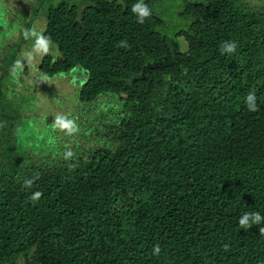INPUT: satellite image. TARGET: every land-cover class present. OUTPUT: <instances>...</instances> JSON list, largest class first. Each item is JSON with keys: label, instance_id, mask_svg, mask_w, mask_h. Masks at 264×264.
Returning <instances> with one entry per match:
<instances>
[{"label": "trees", "instance_id": "1", "mask_svg": "<svg viewBox=\"0 0 264 264\" xmlns=\"http://www.w3.org/2000/svg\"><path fill=\"white\" fill-rule=\"evenodd\" d=\"M135 2L0 0V264H264V0Z\"/></svg>", "mask_w": 264, "mask_h": 264}, {"label": "clouds", "instance_id": "2", "mask_svg": "<svg viewBox=\"0 0 264 264\" xmlns=\"http://www.w3.org/2000/svg\"><path fill=\"white\" fill-rule=\"evenodd\" d=\"M131 11L133 14H135L137 22L140 24L145 23L146 19L153 15V9L149 6L146 0H136V2L132 5ZM237 47L238 44L236 41H225L221 45V53L229 55L234 54L237 51ZM244 103L247 106V110L251 113H255L259 110L257 96L254 92H250L249 94H247ZM204 171L206 172H203L201 174V178L204 182L212 179L214 180V184L215 182L219 183L220 179L218 178V174L214 170L204 169ZM26 183L30 184L31 181H27ZM40 196V192H35L32 194L31 199L36 201L39 200ZM262 224H264V215H262L259 211H246L238 219V225L241 229H249L254 225L259 226ZM260 231H264V229H260ZM160 251L161 249L158 245L153 247V255H159Z\"/></svg>", "mask_w": 264, "mask_h": 264}, {"label": "rangeland", "instance_id": "3", "mask_svg": "<svg viewBox=\"0 0 264 264\" xmlns=\"http://www.w3.org/2000/svg\"><path fill=\"white\" fill-rule=\"evenodd\" d=\"M170 47L172 49V52L175 53L177 50L179 51H185L186 50V44L182 39L175 40L173 42H170ZM40 51H48L54 54V46L48 45V44H41L40 45ZM54 51V52H53ZM22 55V52L18 53V56ZM22 57V56H21Z\"/></svg>", "mask_w": 264, "mask_h": 264}, {"label": "water", "instance_id": "4", "mask_svg": "<svg viewBox=\"0 0 264 264\" xmlns=\"http://www.w3.org/2000/svg\"><path fill=\"white\" fill-rule=\"evenodd\" d=\"M33 252H34V250L32 251V253H31V254H33Z\"/></svg>", "mask_w": 264, "mask_h": 264}]
</instances>
